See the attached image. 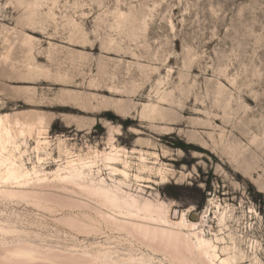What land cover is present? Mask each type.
<instances>
[{"label":"rangeland","instance_id":"obj_1","mask_svg":"<svg viewBox=\"0 0 264 264\" xmlns=\"http://www.w3.org/2000/svg\"><path fill=\"white\" fill-rule=\"evenodd\" d=\"M4 114L0 264H182L61 179L74 169L165 202L233 264H264V0H0Z\"/></svg>","mask_w":264,"mask_h":264},{"label":"bare ground","instance_id":"obj_2","mask_svg":"<svg viewBox=\"0 0 264 264\" xmlns=\"http://www.w3.org/2000/svg\"><path fill=\"white\" fill-rule=\"evenodd\" d=\"M114 108L115 111H117L120 115H127L129 113V107L127 104H123L120 102L115 103ZM9 117H10L9 114L0 115V128L4 127L5 129V124L9 123V119H10ZM13 122L14 124L22 125L21 131H24L25 129L30 131L35 127L36 128L38 127V129L41 130L43 124V118L39 116L36 117L34 121L21 122L15 116L13 118ZM112 138L113 137L111 136L110 139ZM121 152L126 153L127 150L125 148H117V146H115L112 143L111 151L106 155V158L112 162L123 161L121 158ZM164 153L166 156L168 155L166 151ZM109 168L114 174L121 173L124 177L128 176V173L125 169L118 168L115 165H109ZM169 171L171 170L167 168L158 169V173L160 177L164 180V182L167 181V172ZM80 176H81L80 172L74 169L72 171H69L68 174L63 175L61 179L67 182L75 183L81 186V189L88 192L89 194H93L94 196L101 198L104 204H106L107 206H109L114 210L115 209L119 210V212L121 213L120 215H124V217L122 216L123 218H125L126 215L127 219H120V217L118 218L117 216L108 217L112 219L111 223L113 222L115 226L121 229H126L131 232L133 231V233L134 232L139 233L144 239H146V242L148 244L152 245L155 244L154 242H158L159 246L161 245L160 247L162 250L169 252L175 258V260L176 259L179 260V262H182V264L194 263L193 261L194 251L196 253L195 255L197 256L200 264H233L232 261H234V257L232 256L222 257L217 251L218 245H216L212 239L207 237L201 228L196 227L195 222H189L185 220L186 218L184 219L183 213L179 221L177 222H172L171 220L169 221L168 206L165 204V202L160 200L154 201L149 198L138 196L133 192L123 190L122 187L120 186L121 183H123V181L120 179L117 181L118 185L115 186V188H112L103 179H100L99 182L97 183L92 180L89 182H84V181H80ZM136 177H138V175H136ZM114 215H116V213H114ZM72 220L74 221V219ZM79 222L80 221H77V223ZM83 225L85 224L83 223ZM78 226H80V224H78ZM183 228H186L187 231L184 232L182 230ZM23 253L25 258L26 257L25 255L33 252L32 250L28 249L26 250V252L23 251ZM23 253L20 252L19 254L23 255ZM13 254L14 253L11 254L12 256L9 254L11 258L13 257ZM29 256L30 255H28L27 257L29 258ZM52 257L49 256V258ZM19 259H23V258H19ZM19 259L16 261H20ZM23 262L22 264H24Z\"/></svg>","mask_w":264,"mask_h":264}]
</instances>
